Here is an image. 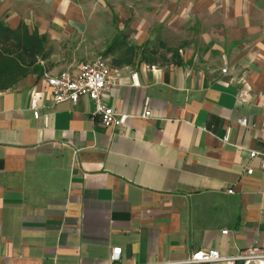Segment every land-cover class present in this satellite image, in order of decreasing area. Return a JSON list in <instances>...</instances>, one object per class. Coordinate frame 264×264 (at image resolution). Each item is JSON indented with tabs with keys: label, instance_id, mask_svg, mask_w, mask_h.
<instances>
[{
	"label": "crops",
	"instance_id": "crops-1",
	"mask_svg": "<svg viewBox=\"0 0 264 264\" xmlns=\"http://www.w3.org/2000/svg\"><path fill=\"white\" fill-rule=\"evenodd\" d=\"M120 2L110 0L120 18L144 14ZM153 7L162 45L184 46L174 62L134 67L95 55L123 47L109 8L0 0V23L47 41L41 73L0 91V264H107L113 248L120 264H148L264 247V0ZM96 57L122 126L104 127L86 98L52 103L46 77Z\"/></svg>",
	"mask_w": 264,
	"mask_h": 264
},
{
	"label": "built area",
	"instance_id": "built-area-1",
	"mask_svg": "<svg viewBox=\"0 0 264 264\" xmlns=\"http://www.w3.org/2000/svg\"><path fill=\"white\" fill-rule=\"evenodd\" d=\"M107 75L108 69L105 60L102 57H96L92 61L81 64L74 74L62 72L55 77H46L53 105L62 103L75 105L80 99L86 98L92 103L93 114L98 117L104 127L122 126L126 122L127 116L112 111L103 101V96L110 87ZM134 85L138 86V83L134 82ZM36 101V96H32L31 108L34 118L38 119ZM149 115L148 103H146L141 117L147 119ZM44 122L46 123V119ZM237 123L244 127L246 120L241 119ZM257 156H259L257 152L249 153L250 159ZM260 168H264V159L261 160ZM246 174L251 175L252 170H247ZM228 193L231 194L232 191L229 190ZM226 233V231L222 232V234ZM120 258L121 249L113 248L107 264H120ZM148 264H264V247L246 249L233 257L221 256L218 251L213 249L198 250L180 261Z\"/></svg>",
	"mask_w": 264,
	"mask_h": 264
},
{
	"label": "rangeland",
	"instance_id": "rangeland-1",
	"mask_svg": "<svg viewBox=\"0 0 264 264\" xmlns=\"http://www.w3.org/2000/svg\"><path fill=\"white\" fill-rule=\"evenodd\" d=\"M76 4L82 6L85 10L92 9L95 12V8H109L113 13V18L120 23L119 27L122 34L119 36V42L123 43L121 50L114 52L113 54L105 55L104 48H98L95 55L106 57L112 62L113 60L122 61L127 58L133 59V66H140L143 64H155L163 66L174 62V58L178 55V50L184 46L183 39L177 41L171 45H167L160 41L162 39L163 26L157 21L160 17L156 14L157 9L153 7V0H132V10L137 11V5L140 6L141 11L144 14H129L123 17L114 14L110 5V0H74ZM119 3L120 0H117ZM144 2V3H143ZM109 14L107 13V16ZM129 17L128 25L122 27L123 19ZM104 18V17H103ZM107 27L115 28L111 21H107ZM133 25V29L131 26ZM144 26L145 30H139ZM107 42V41H106ZM161 45V46H160Z\"/></svg>",
	"mask_w": 264,
	"mask_h": 264
},
{
	"label": "trees",
	"instance_id": "trees-1",
	"mask_svg": "<svg viewBox=\"0 0 264 264\" xmlns=\"http://www.w3.org/2000/svg\"><path fill=\"white\" fill-rule=\"evenodd\" d=\"M46 43L45 37L29 35L23 25L10 30L0 23V91L11 88L31 72L41 73L37 63L45 57Z\"/></svg>",
	"mask_w": 264,
	"mask_h": 264
}]
</instances>
